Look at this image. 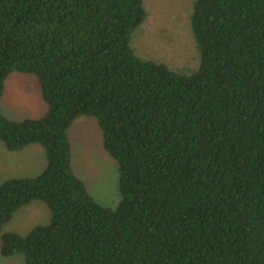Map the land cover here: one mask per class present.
I'll use <instances>...</instances> for the list:
<instances>
[{
  "label": "trees",
  "instance_id": "16d2710c",
  "mask_svg": "<svg viewBox=\"0 0 264 264\" xmlns=\"http://www.w3.org/2000/svg\"><path fill=\"white\" fill-rule=\"evenodd\" d=\"M143 0H0V99L36 77L45 113L0 114L9 152L37 144L43 171L0 185V234L33 201L50 213L1 235L22 264H264V0H194L199 58L183 72L130 42ZM93 117L115 161L108 208L72 167L68 131Z\"/></svg>",
  "mask_w": 264,
  "mask_h": 264
},
{
  "label": "rangeland",
  "instance_id": "374dc122",
  "mask_svg": "<svg viewBox=\"0 0 264 264\" xmlns=\"http://www.w3.org/2000/svg\"><path fill=\"white\" fill-rule=\"evenodd\" d=\"M194 0H143L144 22L131 38L130 47L141 59L163 63L183 72L196 70L199 58L190 29ZM46 111L36 77L12 74L6 80L0 99V114L11 120L37 119ZM68 137L72 148V167L89 194L101 205L115 208L119 203L118 173L115 161L102 146L101 132L93 117L76 119ZM45 165L44 151L34 144L18 152H9L0 142V185L11 178L39 175ZM50 221L47 206L33 201L20 208L1 231L26 235L36 226ZM0 264H22L18 255L3 258Z\"/></svg>",
  "mask_w": 264,
  "mask_h": 264
}]
</instances>
